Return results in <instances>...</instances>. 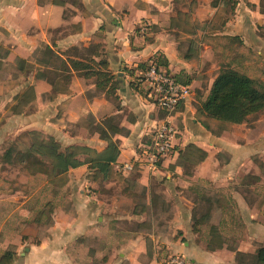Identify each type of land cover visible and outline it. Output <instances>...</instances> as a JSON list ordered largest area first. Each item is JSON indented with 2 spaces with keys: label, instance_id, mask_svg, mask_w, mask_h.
I'll use <instances>...</instances> for the list:
<instances>
[{
  "label": "crops",
  "instance_id": "1",
  "mask_svg": "<svg viewBox=\"0 0 264 264\" xmlns=\"http://www.w3.org/2000/svg\"><path fill=\"white\" fill-rule=\"evenodd\" d=\"M46 48L65 60L84 61L75 55L78 49L95 64L85 60L92 70H72L64 74L70 83L59 78L53 86L49 80L60 72L59 60L48 64ZM160 57L167 63L162 70L192 88L191 97L171 118L134 87L137 68ZM101 61L108 63L118 83L117 102L107 97L108 89L97 88L96 77H85L94 74ZM20 62L27 71L19 69ZM226 68L264 82V0H0V114L7 115L0 120V136L9 129L10 134L36 132L43 139L54 138L63 149L96 152L81 155L83 164L65 175L71 183L56 190L44 174L28 175L14 185L6 184V174H0V258L11 250L16 254L13 264H166L167 255H182L188 264H236V252L227 247L207 248L210 221L193 228L199 219L194 214L200 203L197 194L204 192V184L225 189L254 169L253 161L264 163V122L258 119L264 112L249 118L257 119L252 126L209 120L205 127V118L197 114V95L205 89V100ZM126 70L135 71V76ZM28 89L35 98L21 115H13L15 98ZM111 119H117L122 132L109 131ZM165 122L177 129L174 150L149 171L144 150ZM111 143L119 155L104 179L88 161ZM188 145L207 153L193 172L179 164V152ZM127 164L134 165L131 172L123 171ZM132 173L134 181L129 179ZM114 177L123 179L127 192L137 187L145 193L124 218L112 214L114 204L101 199L97 190L84 192L87 184L96 189V180L108 189ZM235 192L238 207L250 211ZM161 205L162 210L176 211L168 227L172 238L157 234L163 226L148 218ZM250 213L252 225L255 217ZM132 220L138 231L117 226ZM145 226L152 232H145ZM238 251L256 252L244 247Z\"/></svg>",
  "mask_w": 264,
  "mask_h": 264
},
{
  "label": "trees",
  "instance_id": "2",
  "mask_svg": "<svg viewBox=\"0 0 264 264\" xmlns=\"http://www.w3.org/2000/svg\"><path fill=\"white\" fill-rule=\"evenodd\" d=\"M74 53L76 56L82 57L84 61L88 60V62H94L89 58L90 55L87 53L80 54L78 49L74 50ZM43 55L44 60H48V64H51L50 61L52 59L59 60L58 71L60 72H53L52 78L49 80L53 86L56 85L59 78H61L62 82L67 84L70 83V76L64 77V74L72 70L81 71L93 69V67L84 63V61L65 60L51 48L43 50ZM151 65L162 67L166 66L167 63L160 57L158 59H152ZM97 66L99 68L94 74L86 73L85 77L91 75L96 77L97 88L103 92L108 89L106 94L107 97L117 102L118 98L115 95L118 83L109 72L108 63L106 61H101ZM148 67L147 64L140 65L137 70L145 71ZM19 69L21 71L28 70L27 66L23 65L21 62L19 63ZM126 72L129 75L135 76V71L126 70ZM179 82L189 84L188 82ZM134 85L135 89H137V84ZM140 93L144 95L142 91H140ZM34 98L35 94L33 89H28L23 95L16 97V105L11 109L12 114L21 115L24 112V108L29 105ZM196 109L197 114L207 120H215L230 125L245 124L249 122L250 117L264 112V82L251 79L231 68L223 69L216 78L209 95L205 100L198 102ZM180 110L181 106H179L177 112ZM116 120L117 119L108 120L109 131L115 134L122 132L118 129ZM205 127H207L206 124ZM28 135L34 137L30 147L27 150H19L15 145H11L0 158L1 164H18L22 166L23 169L31 172L32 175L40 173L49 178L56 179L65 176L71 169L80 167L83 164L80 160L81 155L91 156L96 153L88 148L81 147L63 149L61 144L54 138L43 139L41 135L36 132H31ZM102 137L108 139L105 132H103ZM118 155L119 150L116 144L111 143L104 153L100 155L96 154L97 159H92L88 161V163L91 164L92 168L97 167L100 172L104 174V179H107L111 165L117 161ZM179 155V164L192 172L195 167L207 158V153L195 145H188L184 150L179 152ZM144 195L145 193L142 192L141 197H144ZM151 202L155 207L156 204L153 195ZM136 211L137 209L135 212ZM211 212L212 208L210 206L208 212L202 214L194 224L193 228L195 231L197 227L211 220ZM211 234L207 248L213 251L222 249L225 245V240L222 238V235H220L219 229L212 226ZM232 251L236 252V264H264V247L258 248L254 254L243 253L237 249ZM15 258V252L8 250L0 258V264H13Z\"/></svg>",
  "mask_w": 264,
  "mask_h": 264
},
{
  "label": "rangeland",
  "instance_id": "3",
  "mask_svg": "<svg viewBox=\"0 0 264 264\" xmlns=\"http://www.w3.org/2000/svg\"><path fill=\"white\" fill-rule=\"evenodd\" d=\"M230 45L229 42H227ZM227 45V46H228ZM233 47V45H231ZM6 72L11 73V69H8ZM5 89L7 85H4ZM205 88V84H203ZM205 89L200 91V94L197 95V102L204 99L205 96ZM204 94V95H203ZM194 106L197 107L196 103ZM3 114H0V120L5 117ZM199 116V115H198ZM201 117V116H199ZM258 118V117H257ZM260 123L264 122V113L260 115L258 118ZM209 120L204 121L207 125ZM257 119L254 117L248 122V126H252ZM7 132H3L0 136V158L2 157L3 153L9 148L11 145H15L19 150H27L30 145L33 143V136L28 135L31 132H23L17 134H10L11 130H5ZM43 138V135H41ZM223 159L221 162L224 163L226 161V154L221 155ZM254 169H249L245 171L241 176H238L233 182H229L228 186L225 189H215V186L206 183V187H201L204 189V192H200L197 194V198L200 200L198 203V207L195 208L194 214L195 218H199L202 214L207 213L210 206L212 208L211 212V220L208 223L210 228L212 225L217 227L224 236L225 240V247L229 250H239V248L244 247V249L250 251H256L260 247H264V163L259 161V159L253 161ZM0 174H6L5 181L8 185H14L16 183H20L22 181H26L25 178L28 175H31V172L23 169L22 166L15 164V165H3L0 163ZM3 176V175H2ZM131 178V179H130ZM154 178V177H153ZM114 182L112 185H109V188L106 189L103 182L100 180H96V186L94 189L93 185L87 184L84 186V192L86 194L90 192H99L101 199L104 201H109L114 204V208L112 209V214H116L119 217H127L133 211V207L136 202L142 199V189L134 188L132 191L127 192L125 190V184L123 183V179L121 178H112ZM129 179L132 181L136 180V173H132ZM48 181H51V186L53 190H56L59 187L69 185L71 183V178L68 176H63L59 178H49L47 177ZM36 183L39 185H43L42 181L36 180ZM172 184V183H171ZM154 188L158 186V181L153 183ZM173 186V184H172ZM235 190L238 191L240 197H243L245 201H247L250 211H253V216L255 217L254 223L251 225L249 216L252 215L249 210H241L235 199ZM69 191L66 192V200L69 201ZM204 194V195H203ZM238 195V196H239ZM194 198V197H193ZM211 201V204L208 202ZM142 202V200H141ZM213 203V204H212ZM210 204V205H209ZM253 207L255 210H252ZM141 210L140 208H138ZM165 209V210H164ZM162 210V205L159 208H155L153 213L149 214V220H155V224H160L163 227L157 228L156 232H161L163 237H170L172 238V234L168 227L171 225L169 223L171 220L174 219L176 211L171 210L170 208L167 210L164 208ZM108 216V214H107ZM117 226L119 228L128 229L131 231H138L139 225L136 221H120L118 222ZM145 232H152L151 228L147 226L143 227ZM256 228H259V232L257 234ZM258 235V236H257ZM254 237L256 240L249 241L247 238ZM148 246L150 243L148 242ZM253 254V253H252ZM168 256H164L163 260L168 259ZM162 259V257H160Z\"/></svg>",
  "mask_w": 264,
  "mask_h": 264
},
{
  "label": "built area",
  "instance_id": "4",
  "mask_svg": "<svg viewBox=\"0 0 264 264\" xmlns=\"http://www.w3.org/2000/svg\"><path fill=\"white\" fill-rule=\"evenodd\" d=\"M135 78L137 91H142L166 118L174 116L179 106L192 95V88L189 85L180 83L173 75L155 65L150 64L145 71H139ZM176 137L177 129L171 122H165L156 129L151 144L144 150V162L149 171H155L162 160L173 152ZM133 169V164H127L123 171L131 172ZM165 263L188 264L182 255L170 256Z\"/></svg>",
  "mask_w": 264,
  "mask_h": 264
}]
</instances>
